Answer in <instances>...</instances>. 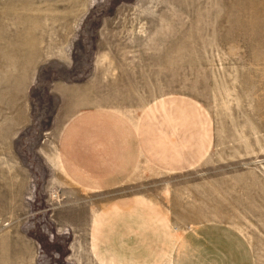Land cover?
Listing matches in <instances>:
<instances>
[{"label": "rangeland", "instance_id": "1", "mask_svg": "<svg viewBox=\"0 0 264 264\" xmlns=\"http://www.w3.org/2000/svg\"><path fill=\"white\" fill-rule=\"evenodd\" d=\"M15 38L24 58H9ZM76 73L89 100L135 88L99 75L143 76L169 171L109 191L67 178L56 157L76 109L48 91ZM124 196L211 205L191 223L231 224L264 264V0H0V264H98L92 222Z\"/></svg>", "mask_w": 264, "mask_h": 264}, {"label": "crops", "instance_id": "2", "mask_svg": "<svg viewBox=\"0 0 264 264\" xmlns=\"http://www.w3.org/2000/svg\"><path fill=\"white\" fill-rule=\"evenodd\" d=\"M15 39L14 47L19 45L22 53L18 54L17 48L9 58H24L25 39ZM97 65H101L98 60ZM129 74L99 75L102 83L119 78L123 87L135 88L104 87L98 92V100H89L94 97L85 88V73L73 74V82L62 85L63 89L48 91L61 92L56 98L65 99L76 109L61 134L56 158L67 178L82 189H116L139 168L154 170V164L169 171L165 156L170 147H163L161 126L154 127L146 111L152 108V91H148L142 75ZM128 108L144 109L146 114L132 117L125 114ZM171 130L182 128L177 123ZM179 166L172 162L173 168ZM184 205L178 200L158 203L140 196L119 197L106 204L92 222L95 260L98 264H254L251 247L231 224L221 220L191 223L202 208L211 205L200 201L187 203V209ZM176 234L184 238L172 251L169 238Z\"/></svg>", "mask_w": 264, "mask_h": 264}]
</instances>
